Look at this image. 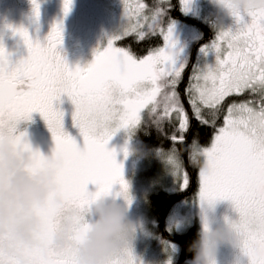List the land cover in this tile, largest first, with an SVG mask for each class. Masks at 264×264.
Listing matches in <instances>:
<instances>
[{
	"label": "snow or ice",
	"instance_id": "1",
	"mask_svg": "<svg viewBox=\"0 0 264 264\" xmlns=\"http://www.w3.org/2000/svg\"><path fill=\"white\" fill-rule=\"evenodd\" d=\"M33 4L39 16L36 0ZM170 5L171 0H157L152 8L138 2L133 12L126 3L128 23L83 69L70 70L57 55L62 41L59 27L52 28L44 46L33 43L27 31L17 30L29 54L15 64L10 63L0 46V130L8 128L17 153L22 157L29 153L28 170L38 171L46 159L40 152L32 151L23 133L16 134L15 125L30 120L34 112L40 113L52 132L53 155L58 162L56 193L43 207L34 209L41 219L35 244L24 246L10 236L0 235V264H76L73 249H51L57 211L54 199L59 197L66 203L86 207L92 199L110 195L113 186L119 184L121 190L116 195H124L130 203L121 165L116 162L115 152L106 146L116 130L138 129L145 111L158 131L175 114L178 126L168 137L173 147L167 153L161 150L160 155L173 168L184 190L189 185V174L176 146L187 144L192 164V149L197 145L203 148L204 165L198 171L200 200L209 204L230 201L239 213L236 227L243 238L241 252L250 264H264V151L258 152L254 147L257 141H264V13L252 14L247 21L235 17V31H219L213 42L201 50L205 56L214 53L216 62L214 67L206 65L193 70L186 89L190 117L178 91L187 64L178 60L172 29L163 27ZM70 7L71 0H64L65 14ZM157 34L163 37L164 47L149 48L143 55L130 45L115 46L129 36L139 44ZM224 44L226 55L222 54ZM245 92L254 99L233 102L223 125L217 127L225 99ZM61 94L75 105L72 121L83 139V148L64 131V113L53 107ZM161 96L162 101L158 99ZM191 119L213 129L210 146L201 145L198 134L187 142ZM89 184L97 187L95 193L88 191ZM85 230L84 226L79 227L77 243ZM111 264H136L132 250L118 254Z\"/></svg>",
	"mask_w": 264,
	"mask_h": 264
},
{
	"label": "clouds",
	"instance_id": "2",
	"mask_svg": "<svg viewBox=\"0 0 264 264\" xmlns=\"http://www.w3.org/2000/svg\"><path fill=\"white\" fill-rule=\"evenodd\" d=\"M211 3L224 16L234 19L264 13V0H211ZM57 55L63 60L58 51ZM18 125H15L16 130ZM119 131L116 130L113 136ZM0 136L3 137L0 142V235L10 236L21 245L32 246L41 229V219L34 209L43 207L56 193L58 162L52 154L45 157L46 164L38 171H29L27 159L13 147L12 134L7 127L0 130ZM254 147L258 152L264 151V141H257ZM192 152L193 164L202 167L203 148L197 145ZM119 197L120 200L115 196H100L92 199L86 207L56 197L51 249L56 252L73 249L76 264H111L114 257L131 249L137 225L129 217L128 199L124 195ZM233 209L235 211L234 206ZM238 222L239 219L232 221L225 217L223 224L213 227L205 221L191 248L194 252L191 264H217L221 245L241 251L243 238L236 227ZM80 226L86 230L77 243Z\"/></svg>",
	"mask_w": 264,
	"mask_h": 264
},
{
	"label": "rangeland",
	"instance_id": "3",
	"mask_svg": "<svg viewBox=\"0 0 264 264\" xmlns=\"http://www.w3.org/2000/svg\"><path fill=\"white\" fill-rule=\"evenodd\" d=\"M104 5L106 4L100 3L99 0H96L93 6L96 10H98V12L101 13L102 11L104 21H95V24L100 29L102 34H105L104 42H106V38H108V36L111 39L113 38L111 37L112 35L116 36L119 34L128 23V20L124 14V7L119 10L114 8L115 11L112 14H109L106 12ZM184 12L186 13L187 11ZM190 15L192 17H200L203 19L208 17L222 19L225 17L224 14L211 3V0H208L207 6L202 9V12H199L198 9H196L195 13L193 14L192 12ZM118 18L121 20L117 21ZM106 19H113V21H106ZM191 22L193 25L181 21H163V27H170L172 29V39L175 44V51L179 52L178 60L187 64L181 79L182 82L183 78H185V83L180 82L183 86L180 87L181 84H179L178 91L180 93L181 102L184 104V107L188 111L190 117L191 108L188 104L186 89L189 87L190 78L193 76V70L204 69L206 65L214 67L216 62L214 53L210 52L207 56H205L201 51L206 46H209L212 43L211 42L209 44L202 45L195 51L196 64L194 65V45L195 41L199 40L201 35L199 29L201 26L206 27V25H212L211 22L214 21ZM194 22L196 26L194 25ZM132 23H135V21H132ZM229 29L230 23L228 21H215L212 26L214 35L212 38L215 39L219 31ZM129 40L131 39H124L123 42H129ZM162 47H164V40ZM227 51V45L224 44L222 54L226 55ZM191 82L195 83V81ZM208 86L211 87V84L209 83ZM230 97V100L226 99L224 101L226 111L233 102L240 103V101L235 99V96ZM160 100L162 101V98ZM63 109L65 111L64 121H71L72 114L75 112V105H71L69 109L68 106H64ZM142 116L144 119L143 121L150 118L147 111L142 113ZM177 126L178 122L175 119V114H173L170 121L166 120L162 123V127L164 129L162 128L159 132L162 136L169 137L175 132ZM155 129H157L156 126ZM20 130H22V128L18 125L17 131ZM70 132L71 134L76 133V136L74 135L72 137L77 141L78 146L83 148V139L79 135V130L75 127H71ZM134 135L135 130L129 132L128 130L121 129L115 136H113L106 146L109 151L115 150L114 152L119 154L116 158L117 163H127L125 166L121 167L122 179L127 185L128 197L131 201L130 203L128 201L129 217L137 225L136 236L131 245L132 254L135 258L136 264H169L172 260L176 259L180 247L173 242L163 240L160 236L155 235L154 227L156 226V223L150 214L147 198L151 193L157 191L159 188L167 192H174L178 188H183L179 183L173 168L165 160H163L164 157L157 155V151L155 150L150 152L149 150L143 148L142 141ZM26 137L27 135L24 134L23 139L25 140ZM187 137L186 139L188 142ZM169 141L171 142L170 139ZM172 147L173 144L168 146L169 151ZM176 147L181 148L183 145H177ZM181 158L182 161H184V170H186L184 163H187L189 160L187 150L185 159L183 156H181ZM93 186L94 185L92 184L88 185V191L90 193H95L97 191V187L94 188ZM199 187L194 200L189 202H179L171 208L165 218L166 231L181 233L186 231L190 226H198L201 231L202 224L205 221L211 223L213 227L224 223L223 217L229 210L227 202L225 200H219L213 204H208L205 201L202 202L199 198ZM120 190L121 186L119 184L114 185L112 193L109 196H115L118 200H120V197L116 195V193L120 192ZM120 202L123 201L121 200ZM193 257L186 261L187 264H191Z\"/></svg>",
	"mask_w": 264,
	"mask_h": 264
},
{
	"label": "flooded vegetation",
	"instance_id": "4",
	"mask_svg": "<svg viewBox=\"0 0 264 264\" xmlns=\"http://www.w3.org/2000/svg\"><path fill=\"white\" fill-rule=\"evenodd\" d=\"M104 5L106 12L112 14L115 9L123 8L127 3L131 6L132 11H135V5L140 2L152 8L157 3V0H99ZM96 0H71L70 11L65 14L64 0H36L39 5V16L34 12L33 0H0V46H2L11 64H15L28 56V49L23 39L18 34L17 30L23 29L28 32L33 43H39L41 46L46 45L47 37L53 27H59L62 35V44L57 47V51L61 54L64 62L70 70H75L77 67L83 69L86 65L92 63L97 51H103L110 40L102 34L100 29L96 26L95 21H104V17L93 6ZM208 0H171V5L164 21H214L212 25L201 26L199 29L200 39L195 41L194 45V65L195 51L202 45L213 42L212 26L215 21H228L230 29L235 31L238 25L234 18L225 16L224 18L208 17H192L190 14L195 13L198 9L207 6ZM184 11H187L186 13ZM118 13V12H117ZM249 18H245L247 21ZM116 20V18H115ZM114 20V21H115ZM121 19L118 18L117 21ZM90 21V22H89ZM106 21H113V19H106ZM135 21V18L132 20ZM159 35V34H157ZM112 35L111 37H114ZM125 39L135 43L134 37L129 36ZM124 40V39H123ZM123 40L117 41L115 46H121ZM132 49L133 44L130 45ZM137 51H139L137 49ZM140 53V52H136ZM145 54V52H144ZM230 100L231 97H227ZM225 99V100H226ZM235 99L244 102L254 99L249 93L245 92L243 95L235 96ZM74 105L67 95L60 97L58 101L53 102V107L57 111L65 112L64 106ZM258 106V104H257ZM228 109V108H227ZM207 113V111H206ZM65 115V114H64ZM227 115L226 105L223 103L221 106L216 126H222L224 117ZM64 131L69 135L74 136L76 133L71 134L70 129L74 127L73 121H64ZM19 126L22 130L17 131L16 134L24 133L27 135L25 142L28 143L32 151L45 152L54 139L49 131L47 124L40 113L34 112L28 121H22ZM198 127H201L199 129ZM29 128V129H27ZM212 136L213 129L211 127H202L194 119V136ZM76 136V135H75ZM209 136V135H208ZM208 143H200L203 146H210ZM199 171V170H198ZM199 181V178H198ZM229 206L228 213L225 217L232 221L239 219L238 214L234 211L233 205L230 201L225 200ZM223 251V253H222ZM182 249L177 254L176 259L172 260L169 264H182L183 257L181 255ZM222 254V255H221ZM217 264H250L249 258L244 255L239 249L232 248L229 245H221L217 252Z\"/></svg>",
	"mask_w": 264,
	"mask_h": 264
},
{
	"label": "trees",
	"instance_id": "5",
	"mask_svg": "<svg viewBox=\"0 0 264 264\" xmlns=\"http://www.w3.org/2000/svg\"><path fill=\"white\" fill-rule=\"evenodd\" d=\"M184 23L192 24L191 21L184 19L181 21ZM194 25L196 26L195 22ZM213 33V32H212ZM163 38L160 35H155L151 37L149 40L143 43H133L129 40L121 43V46L126 47L133 44V49L135 52H140L138 55H143L144 52L148 51L149 48H160L163 45ZM137 49L139 51H137ZM181 83H185V78H183ZM180 83V84H181ZM183 84L180 85L182 87ZM179 88V86H178ZM160 99L162 98L159 97ZM164 123V122H163ZM164 127V126H163ZM162 127V128H163ZM201 129V127H198ZM164 129V128H163ZM209 135V136H208ZM207 136H199V143H208L211 140L210 134ZM136 138H138L143 143V148L152 151H157V155H160V151L164 150L165 153L169 152L168 146L172 144L169 141L168 137L162 136V134L155 129V125L152 124L151 118H147L143 121L142 125L135 130ZM194 137V119H191V127L188 131V143L193 140ZM49 149L45 152H40L41 155L44 157H50L55 149V142L51 144ZM186 148L187 144L183 145V147L179 148L180 156H183L185 159L186 156ZM115 151V150H113ZM116 154V158L119 154ZM155 154V155H156ZM29 153H23V156L27 158ZM184 162V161H183ZM121 167L125 166L127 163L118 162ZM186 167V171L189 174V185L184 190L178 188L174 192H167L161 188L157 191L151 193L147 198V204L150 210V214L152 215L156 226L154 227L155 235L160 236L163 240L170 241L175 243L177 246L181 247L182 249V257L183 262L182 264H187V260L191 259L194 256V252L191 251L193 243L198 239V234L200 233V229L198 226H190L186 231L177 233V232H170L166 231L165 229V218L167 214L170 212L171 208L182 201H191L195 199L196 192L199 187L198 181V170L199 166L192 164L189 160L187 163H184ZM96 188V186H93Z\"/></svg>",
	"mask_w": 264,
	"mask_h": 264
}]
</instances>
